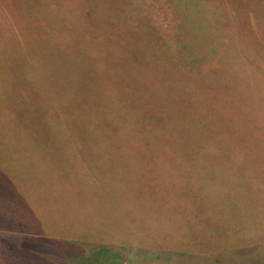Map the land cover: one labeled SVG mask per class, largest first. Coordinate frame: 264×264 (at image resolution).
<instances>
[{"label": "rangeland", "instance_id": "rangeland-1", "mask_svg": "<svg viewBox=\"0 0 264 264\" xmlns=\"http://www.w3.org/2000/svg\"><path fill=\"white\" fill-rule=\"evenodd\" d=\"M183 4L0 0V264H264V0H190L192 14L201 12L195 21ZM73 14L83 27L100 25L119 71L128 70L134 50L145 49L142 35L157 39L143 29L133 42L134 19L159 35L172 15L180 17L195 31L197 59L217 58L191 77L194 98L171 76L176 57L165 70L152 68L163 76L136 62L132 102L85 104L89 120L75 105L86 95L74 96L67 80L60 89L59 80L44 78L49 119H41L24 66L53 57L55 35L68 42L62 26ZM202 24L217 35L201 41ZM75 76L87 84L86 68ZM11 93L27 100L13 106ZM182 102L205 116L209 140L186 131L192 121ZM114 104L125 111L114 113ZM93 110L100 113L90 117ZM87 164L98 186L75 168Z\"/></svg>", "mask_w": 264, "mask_h": 264}, {"label": "trees", "instance_id": "trees-1", "mask_svg": "<svg viewBox=\"0 0 264 264\" xmlns=\"http://www.w3.org/2000/svg\"><path fill=\"white\" fill-rule=\"evenodd\" d=\"M189 1L190 0H181V3L184 2L183 5L185 6V10L183 11V13L185 16L192 18L191 21H195L196 15L197 14L200 15L201 12L199 9L198 12L195 10L196 12L194 11L195 13L193 12L194 14L193 15L192 10H190L191 9L190 7H192L191 4H188L187 6V3ZM173 4L174 6L175 5L178 7L181 6L179 5V0H173ZM209 10H211V7L210 9L207 8V11ZM76 12L77 10H75V12L73 11L74 14ZM135 13L137 12L135 11ZM180 13L181 12H179V16ZM214 13H216L215 14L216 16L219 15V12H214ZM91 14L92 13L89 11L86 19H89V17L91 18L92 17ZM76 18L77 17H75L74 21L72 22L69 21V24H64L62 26V33L65 34V37L69 38L68 42L65 41L63 36L61 38H57V35H55V40L60 42V45H55L52 47V49L55 50V55L53 54V57L50 56V53H47L45 57V61L43 62H41L40 59L37 58V60L34 61L35 64L30 62L25 63L24 74L28 82L36 84V89L38 91V104L41 109V113L40 115H38V117L41 119L43 118L49 119V115L46 116V113H49V109H47L45 105V90L39 88V86H42V83L44 82V78L46 79V82L49 83L52 78H54L55 81L59 80L57 82L60 85L59 87L60 89L64 87V85L66 84L65 81L67 80L72 85L74 96L80 95L83 97V95H86V98L84 100L80 99L81 101H77L75 105H79L81 107V114L84 113V117L86 118V120H89L88 109L85 104H89V103L92 104L94 103V101L99 103V101L101 100L102 102L103 99L104 100L114 99V101L118 100L125 105L127 104L129 105V103L132 102L131 99L134 98L133 94L136 92L134 88H137V83H138L136 78L135 79L133 78V76H135L134 73H137V69L133 68V64L135 65L136 62H142L144 63L145 66L148 67L151 66L149 64H152L153 66L146 69V71L153 72L154 74L163 76L165 75L163 72L161 73L155 72L152 70V68L161 66L163 70H165L163 65L165 64L166 66V64L169 63V59L172 60V56L176 57V64H175L176 71L171 72V76L174 77L176 80H183L185 84L183 85V88L188 89V91L192 94V98H194V95L197 91L196 88L194 89V79H191V77H193L195 74L202 75L198 73L199 67H206L209 64H211L215 58H217L216 56H212L211 59L203 58V57H202L203 59L200 61L197 59V57L194 54L195 40H193V38L195 36V31L192 25L189 26L188 28L189 30H188L183 22L180 23V17L174 18L172 15V17H170V25L166 26L165 31L159 35L157 34L155 27L149 24V26H144L142 28L137 25L138 23H136L134 19L129 26V30L132 32L131 36L133 37V42H135V39H137L138 37L139 38L141 37L142 35L141 31L143 29L144 32H146L149 37L154 36L157 39L155 40V43L149 40L146 41V38H144L142 35L141 41L138 42L145 43V49L141 50L139 53L137 52V50L139 49L134 50L133 53H135L136 55L133 58L134 61L131 60L132 62L129 63L128 70L119 71L118 70L119 65L117 63L116 58L110 56L109 55L110 52L107 49V45L109 44L110 40L106 39L100 25L83 27L84 24H82L83 26L77 24ZM202 18L205 22L209 20V17H206L204 14L202 15ZM203 25L204 24H202V27L200 29L201 30L200 33H202L203 35L201 41L203 40L206 41L212 38L214 35H217V32L215 31L214 27L210 26L207 29L209 25L207 24H205V26ZM149 37L147 39H149ZM147 43H148V49H146ZM217 45L220 46L219 43ZM59 52L62 55L61 57L59 56ZM64 52H67L68 54L66 55ZM63 54H65L66 56H63ZM141 54H145L144 55L145 57L144 58L139 57V55ZM51 64L55 66L57 65V67L59 68L57 70H55L54 68L50 69L49 67ZM68 65L70 66V68L69 67L67 68ZM80 67L86 68L87 84L84 87H82L79 81L76 82L77 79H75L76 77L75 71L78 70ZM63 70H66V73ZM56 71L60 73V75L59 73L57 74L59 79L55 78ZM36 75L41 76L43 78L41 80L40 79L33 80V77ZM119 77L124 78V83L122 86H126L128 88L126 87L124 88L121 86L119 89L117 87V84L120 85ZM113 87H115L114 89L115 93H112L111 97L108 98L107 96V92L109 91L108 89H112ZM83 89H84V94H83ZM87 89H88V95H87ZM74 90H76V92H74ZM181 91L183 90L181 89ZM8 94L9 93H6L7 97ZM10 95H11L10 102L12 103L13 106L19 102L17 101L19 100V98H23V101L25 99L27 100L26 97H23L19 94L11 93ZM114 105L116 107L114 113H116L117 111L124 110L123 108H118L117 104ZM185 105L189 106L188 103L184 102L182 107L183 108L182 113L185 114V117H187L189 121H192V123L186 127V131L195 132L196 130L197 139L202 138L205 140H209L207 138V135L205 134V132L208 131L206 128V123L205 121L202 120V117L205 116L202 114V112H199L197 114V112L193 110V107L191 105H190L191 108L190 107L186 108ZM15 107L17 108V106ZM54 111L58 112L57 109H55ZM95 111H97V114L98 112L100 113L99 110H93L91 112L90 117H95V115H97L95 114ZM25 115L34 116L31 113ZM191 115L192 118L190 117ZM80 117H82V115H80ZM98 118H100L98 120V123L104 125L105 120L103 119V117L98 116ZM185 122L187 123L188 121H183L184 125ZM97 133L104 134L102 131H98ZM105 134L111 135L112 133L111 134L105 133ZM173 146L175 147L176 145ZM75 168L80 170L81 175L82 173H86L89 180L95 186L99 185L97 179L96 180L94 179V177L98 174L92 169H90L88 164H87V169L85 170H83L82 166L80 165L75 166ZM75 205L79 207V206H83L84 204L70 203L69 205L70 209L74 210ZM83 209H85L84 206L79 210H83Z\"/></svg>", "mask_w": 264, "mask_h": 264}]
</instances>
